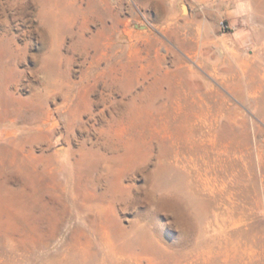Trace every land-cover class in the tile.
I'll use <instances>...</instances> for the list:
<instances>
[{
  "label": "rangeland",
  "instance_id": "obj_1",
  "mask_svg": "<svg viewBox=\"0 0 264 264\" xmlns=\"http://www.w3.org/2000/svg\"><path fill=\"white\" fill-rule=\"evenodd\" d=\"M0 264H264V0H0Z\"/></svg>",
  "mask_w": 264,
  "mask_h": 264
},
{
  "label": "water",
  "instance_id": "obj_2",
  "mask_svg": "<svg viewBox=\"0 0 264 264\" xmlns=\"http://www.w3.org/2000/svg\"><path fill=\"white\" fill-rule=\"evenodd\" d=\"M184 10L186 11V7L184 8Z\"/></svg>",
  "mask_w": 264,
  "mask_h": 264
},
{
  "label": "bare ground",
  "instance_id": "obj_3",
  "mask_svg": "<svg viewBox=\"0 0 264 264\" xmlns=\"http://www.w3.org/2000/svg\"><path fill=\"white\" fill-rule=\"evenodd\" d=\"M173 18V17H172Z\"/></svg>",
  "mask_w": 264,
  "mask_h": 264
}]
</instances>
